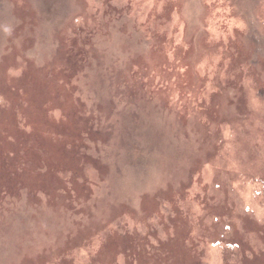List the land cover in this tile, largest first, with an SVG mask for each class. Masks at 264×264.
Here are the masks:
<instances>
[{
	"label": "rangeland",
	"instance_id": "374dc122",
	"mask_svg": "<svg viewBox=\"0 0 264 264\" xmlns=\"http://www.w3.org/2000/svg\"><path fill=\"white\" fill-rule=\"evenodd\" d=\"M0 264H264V0H0Z\"/></svg>",
	"mask_w": 264,
	"mask_h": 264
},
{
	"label": "trees",
	"instance_id": "16d2710c",
	"mask_svg": "<svg viewBox=\"0 0 264 264\" xmlns=\"http://www.w3.org/2000/svg\"><path fill=\"white\" fill-rule=\"evenodd\" d=\"M244 35V33L241 35V37ZM187 36H188V34H187ZM206 36V35H205ZM204 36V37H205ZM190 42H191V40H192V36L190 37ZM221 43H223V42H227V43H231L230 41H229V39H225V37H221L220 38V40H219ZM204 42H208V41H204ZM204 44H207V43H204ZM228 46H229V44H228ZM225 47V46H224ZM227 48V47H226ZM219 49H221V47H218V49L217 50H219ZM223 52H227L226 50H224ZM223 58H224V56H220L219 57V71L217 70L216 72L217 73H219L220 75H219V77H220V79H221V82L223 83V84H225V85H227V84H229L230 82L228 81L230 78H228V76L229 75H231V74H229L228 72H227V70L226 69H224L223 68ZM191 64H192V62H191ZM234 76H235V73L233 74ZM223 79H226L225 81L223 80ZM221 83H218V86H215L214 85V90H213V93H220L219 95H221V94H223V93H225V92H227V89H228V87L229 86H227V87H224V88H221ZM213 96H216L215 94L213 95ZM115 103V102H114Z\"/></svg>",
	"mask_w": 264,
	"mask_h": 264
}]
</instances>
